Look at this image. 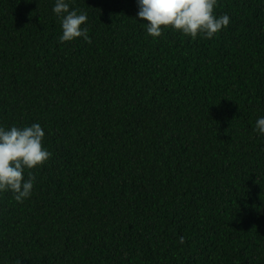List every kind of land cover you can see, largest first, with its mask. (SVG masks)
<instances>
[{
    "label": "trees",
    "instance_id": "16d2710c",
    "mask_svg": "<svg viewBox=\"0 0 264 264\" xmlns=\"http://www.w3.org/2000/svg\"><path fill=\"white\" fill-rule=\"evenodd\" d=\"M54 4L0 0V125L51 152L29 199L0 193V264H264V0H218L211 40L71 0L90 44Z\"/></svg>",
    "mask_w": 264,
    "mask_h": 264
},
{
    "label": "clouds",
    "instance_id": "9594fccd",
    "mask_svg": "<svg viewBox=\"0 0 264 264\" xmlns=\"http://www.w3.org/2000/svg\"><path fill=\"white\" fill-rule=\"evenodd\" d=\"M137 6L138 19L146 22V32L154 39L173 30L194 40L198 37L211 40L231 22L228 14H216L218 0H137ZM52 10L60 19L61 43L77 39L92 42L87 13L72 8L71 0H55ZM254 131L264 136V116L257 118ZM45 135L38 123L10 128L0 125V193L11 192L17 203L33 194L36 177L31 170L51 158V152L44 146Z\"/></svg>",
    "mask_w": 264,
    "mask_h": 264
}]
</instances>
